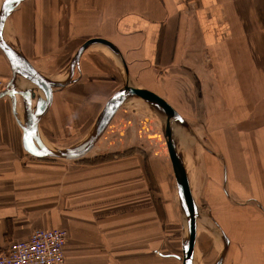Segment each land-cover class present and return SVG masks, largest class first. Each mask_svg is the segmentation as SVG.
I'll return each mask as SVG.
<instances>
[{
  "label": "crops",
  "instance_id": "1",
  "mask_svg": "<svg viewBox=\"0 0 264 264\" xmlns=\"http://www.w3.org/2000/svg\"><path fill=\"white\" fill-rule=\"evenodd\" d=\"M1 38L52 81L80 76L76 83L54 90L53 103L39 123L41 134L59 132L66 122L76 126L83 97H99L95 106H102L122 86L113 90L111 81L122 80L121 68L101 45L82 53L80 74L71 68L83 40L102 38L118 48L133 87L164 99L181 116V127H199L217 136V145L229 154V185L240 183L242 158L248 159L255 178L264 170L255 154H242L241 141L238 149L228 142L231 132L240 133L244 141L251 137L246 129L256 123L251 110L256 112L257 100L264 98V0H23L7 14ZM70 69L73 74L68 76ZM0 82V94L9 84L14 92L0 98V250L36 229H63V264H181L180 208L155 206L162 194L153 197L145 170L147 163L155 184L159 167L169 170L157 154L163 147L158 124L134 111H118L94 146L101 149L107 142L119 153L133 147L146 152L147 146L146 159L137 155L89 165L47 163L28 155L21 141L26 90L36 97L32 108L42 93L13 74L1 50ZM139 127H147L153 140L119 143ZM208 161L205 168L215 166L217 171L224 163ZM196 174L194 170L191 176ZM259 183L257 179L251 185L252 195ZM210 191L217 199L213 206L208 202L213 220L228 239L222 264H264V218L247 207L222 206L215 184L204 188L206 201L211 200Z\"/></svg>",
  "mask_w": 264,
  "mask_h": 264
},
{
  "label": "rangeland",
  "instance_id": "2",
  "mask_svg": "<svg viewBox=\"0 0 264 264\" xmlns=\"http://www.w3.org/2000/svg\"><path fill=\"white\" fill-rule=\"evenodd\" d=\"M92 38H88L83 40V43L90 40ZM82 43V44H83ZM115 62L117 65L121 68L122 72V80L119 83L111 81V86L113 87V90L115 91L116 88H119L123 84L124 75L122 71V67L117 60V57L114 56ZM71 70V69H70ZM68 70V71H70ZM73 70V69H72ZM68 72V76H71L73 73ZM122 82V83H121ZM116 86V88H115ZM113 91V92H114ZM43 96V95H42ZM99 99V97H98ZM98 99H91V97H83L82 98V110H81V122H79L76 126L74 123L71 125L70 123L66 122L64 125H61V129L59 132H57L56 129L53 131H49L48 133L50 135L41 134L39 130H37V140L40 142L41 145H43L47 149L52 150H63L68 148H73L75 146H78L81 142L87 140L89 136L93 133L94 126L96 124V121L99 117V114L101 112L102 106H95L97 104V101H100ZM264 99V98H263ZM263 99L257 100V109L255 112L254 110H251V117H256V123H252L251 125H247L246 129H249V133L251 134V137L246 138L244 141L238 132H231L230 140H228L229 143H231L230 148H232L235 145L243 143V155L246 157L249 156V154L254 155L257 160V166L259 168L264 169V108L262 107V103L264 102ZM107 99H105L106 101ZM136 99H133V102H125L118 110L119 114L122 113V110L127 109L131 111H134L139 114H143L142 116H147L151 118L152 122L158 124V128L161 129V142H162V153L159 154L164 162H168V154L166 151L165 141L163 138V127L165 126L164 118H155L154 115H152L151 111H148V108H145L144 105H141L138 101H135ZM36 106V105H35ZM138 106H142L139 108ZM122 108V109H121ZM136 108H139V111H137ZM136 109V110H135ZM250 114V113H249ZM255 114H257L255 116ZM113 120V118H112ZM111 120V121H112ZM74 122V121H73ZM63 127H66V129L63 131ZM145 127V126H144ZM144 127H139V131L137 130L135 133L134 131L127 137L125 140H120L119 143L126 144L128 141L131 143H139V139L145 141L147 144L148 141L153 140V136H150L148 134V129L146 127L145 131L143 130ZM176 126H172V132H174V139L176 140V143L178 145V150L180 152L181 158L183 157V164H188L187 167V173H190V176L192 175L193 171H197V174L195 175V178H193V183L191 185V192L195 201V204L197 206L198 210V218H197V239H196V247H195V256H194V264H216L220 254L221 250L223 248L224 239L223 237L227 236L226 233L222 231L221 228H219L217 225L214 224V216L211 214L210 211V205H214L212 202H216V198H212V196L215 194L214 192H209L211 200L206 201L208 199V196H205L204 188L207 187V184H210V186H213V184L217 185L219 187V191L222 196V206H230L233 209L237 210H246V207L250 209L251 211L257 212L258 215L262 216L264 218V170L260 171L258 173L257 178L254 177V175L251 173L252 168L249 167L248 159L245 160L242 158L241 163L243 165V169L239 170V177L237 181H240L239 184L229 185V182L227 180V177L229 176V154L226 150H224L222 147H219L217 145L218 139L217 136L213 138L210 135V132L207 130H204L203 128L195 127V130H193L191 127L182 126L179 127L178 131L175 128ZM132 129V128H131ZM152 130V128H151ZM158 134H160L158 132ZM158 137V136H157ZM158 137V139L160 140ZM182 141V142H181ZM249 141V145H246V143ZM103 148L98 149L97 147H94L91 149L88 153H86L84 156L78 159H59V158H46V159H40L45 160L47 163H56L57 162H84L89 164H96V163H104L107 161H111L112 159H115L114 157L118 158H132L134 156L140 155V156H147L148 147L146 146L145 150L146 152L142 151V148H129L127 151L125 150L123 153H119L114 150H118L117 146H109L106 143H103ZM100 147V146H99ZM98 151L100 152H107L106 155L103 156H97ZM113 151V152H110ZM156 154V155H157ZM222 158H221V156ZM120 155H123L120 157ZM90 156H95L94 159H90ZM215 156V157H214ZM244 156V157H245ZM89 158V159H88ZM209 158H212L214 160V163H219L220 159L224 161V163H220L217 169H215V166H213L211 169H206ZM37 159V158H35ZM146 159V157H145ZM254 159V158H253ZM168 160V161H167ZM255 160V159H254ZM255 160V161H256ZM86 161V162H85ZM219 161V162H218ZM225 168V169H223ZM160 174L158 176V182L153 181L151 177V171L148 166V164H145V170L147 172V177L150 180V187L153 191V197L155 196L158 198L157 195H160L159 192L162 194V201H156L155 200V206H163V204H171L167 206H179L178 198H177V190L176 185L174 182V178L172 175L171 168L169 166H166L165 168L159 167ZM152 170V169H151ZM227 177H226V172ZM244 170V171H243ZM161 177V178H160ZM191 177L189 178V183H191ZM160 178V179H159ZM258 179L260 181L258 185V189L256 194H253L251 192V185ZM209 182V183H208ZM228 182V185H227ZM210 189V187L207 189ZM159 191V192H158ZM209 202V203H208ZM178 208V207H177ZM177 211V210H176ZM179 214L181 215V210H179ZM178 211H177V216ZM182 220V233L183 238L181 235V243L184 244L185 240V222ZM180 230V228H178ZM180 245V243H179ZM180 255V254H179Z\"/></svg>",
  "mask_w": 264,
  "mask_h": 264
},
{
  "label": "water",
  "instance_id": "3",
  "mask_svg": "<svg viewBox=\"0 0 264 264\" xmlns=\"http://www.w3.org/2000/svg\"><path fill=\"white\" fill-rule=\"evenodd\" d=\"M23 0H5L0 7V50L7 58L13 74L21 79L27 80L33 87L41 91L43 97L37 98L36 106L31 107L32 101L36 98L34 94L26 90L27 105L25 107V116L22 126V147L25 152L33 158H59V159H78L88 153L99 141L104 134L112 118L117 110L127 101L136 99L142 101L145 105L151 108L159 118H164L165 126L163 127V138L165 141L166 151L168 154L169 166L172 171L174 182L176 185L177 198L179 208L181 210L182 219L185 222V240L182 245V256L177 257L181 260V264H194L195 247L197 239V218L198 210L195 204L191 185L187 171L179 154L178 145L174 139L172 126L179 129L183 122L181 116L161 97L144 89L135 88L131 85L124 60L118 48L110 41L102 38H92L84 42L75 52L72 58L71 68L77 69L79 72V63L82 53L93 45H101L106 47L119 60L122 67L124 82L122 86L116 90L104 103L99 117L96 121L93 133L89 138L78 146L63 150H49L45 148L37 140V130L39 129L40 121L45 117L53 103L54 90L63 89L71 84L76 83L79 77L70 80L69 82H56L46 78L36 72L27 60L19 53L8 46L1 38V28L7 14L11 9ZM69 80V79H68ZM14 92L9 84L5 91L0 94L3 96H13ZM216 225V223L214 222ZM184 226V225H183ZM224 244L221 250L220 257L216 264H222L228 248V239L224 236Z\"/></svg>",
  "mask_w": 264,
  "mask_h": 264
},
{
  "label": "built area",
  "instance_id": "4",
  "mask_svg": "<svg viewBox=\"0 0 264 264\" xmlns=\"http://www.w3.org/2000/svg\"><path fill=\"white\" fill-rule=\"evenodd\" d=\"M4 85L0 82V92ZM67 232L36 229L24 240L10 242L0 250V264H63Z\"/></svg>",
  "mask_w": 264,
  "mask_h": 264
},
{
  "label": "trees",
  "instance_id": "5",
  "mask_svg": "<svg viewBox=\"0 0 264 264\" xmlns=\"http://www.w3.org/2000/svg\"><path fill=\"white\" fill-rule=\"evenodd\" d=\"M123 156V155H120V157Z\"/></svg>",
  "mask_w": 264,
  "mask_h": 264
},
{
  "label": "bare ground",
  "instance_id": "6",
  "mask_svg": "<svg viewBox=\"0 0 264 264\" xmlns=\"http://www.w3.org/2000/svg\"><path fill=\"white\" fill-rule=\"evenodd\" d=\"M104 47V46H103ZM106 48V47H105Z\"/></svg>",
  "mask_w": 264,
  "mask_h": 264
}]
</instances>
